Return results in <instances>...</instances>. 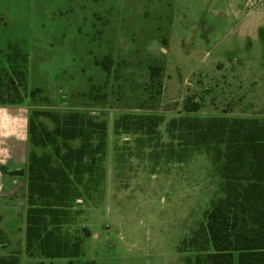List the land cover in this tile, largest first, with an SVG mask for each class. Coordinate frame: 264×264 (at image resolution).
Listing matches in <instances>:
<instances>
[{
	"label": "rangeland",
	"instance_id": "obj_1",
	"mask_svg": "<svg viewBox=\"0 0 264 264\" xmlns=\"http://www.w3.org/2000/svg\"><path fill=\"white\" fill-rule=\"evenodd\" d=\"M253 4L0 0L3 93L14 87L1 50L12 40L29 58L28 83L24 88L17 81L21 103L0 107L21 108L49 130L55 128L52 119L35 111H78L107 123L103 180L97 190H88L73 203L72 218L63 228L70 236L89 230L84 255H29L28 204L21 199L18 209L6 216V244L0 253L17 254L21 264H195L198 252L189 241L200 231L211 203L222 195V181L210 157L201 150H184L172 141L167 126L186 115L264 120V0ZM103 55L113 59L104 103L80 105L77 99L88 89V79L106 77L90 63ZM41 86L51 105L27 96ZM187 98L201 104L198 112L185 111ZM146 114L164 118L156 136L116 131L125 115ZM52 149L30 145L39 155Z\"/></svg>",
	"mask_w": 264,
	"mask_h": 264
},
{
	"label": "trees",
	"instance_id": "obj_2",
	"mask_svg": "<svg viewBox=\"0 0 264 264\" xmlns=\"http://www.w3.org/2000/svg\"><path fill=\"white\" fill-rule=\"evenodd\" d=\"M1 51L14 90L9 88L5 94L0 89V106L20 104L22 94L17 81L24 88L28 83V55L20 43L12 40ZM90 63L106 77L88 79V89L82 92V99H77L83 106L104 103L113 59L103 55ZM27 96L39 104L53 102L42 86L33 87ZM200 108L201 104L191 98L185 101L188 113ZM35 115L51 118L55 128L49 130L29 119V144L34 148L52 146V153L39 155L30 151L26 169L13 173L27 176L26 252L46 259L79 258L84 255V239L90 236L89 230L70 236L63 228L70 223L73 203L88 190H97L103 180L107 123L78 111L65 115L35 111ZM163 122V116L156 114L125 115L116 123V131L152 138ZM167 132L184 150L204 151L222 181V195L211 203L200 231L189 241L198 252L195 264H264V120L186 115L172 119ZM77 141L80 144L73 146ZM168 146L174 150L172 144ZM2 220L0 213V247L6 243ZM0 264L21 263L19 256L13 254L0 255Z\"/></svg>",
	"mask_w": 264,
	"mask_h": 264
},
{
	"label": "crops",
	"instance_id": "obj_3",
	"mask_svg": "<svg viewBox=\"0 0 264 264\" xmlns=\"http://www.w3.org/2000/svg\"><path fill=\"white\" fill-rule=\"evenodd\" d=\"M248 1L250 2V0ZM167 44L168 41L165 45ZM28 123V114L21 108L0 107V213L3 215L2 230L8 221L6 216L18 209V200H22L21 204L27 201V176L26 174L15 175L13 173L25 170L28 164L30 152ZM0 255L7 257L13 254L0 253Z\"/></svg>",
	"mask_w": 264,
	"mask_h": 264
},
{
	"label": "built area",
	"instance_id": "obj_4",
	"mask_svg": "<svg viewBox=\"0 0 264 264\" xmlns=\"http://www.w3.org/2000/svg\"><path fill=\"white\" fill-rule=\"evenodd\" d=\"M262 0H250L251 5H254L253 3L257 4L260 3Z\"/></svg>",
	"mask_w": 264,
	"mask_h": 264
}]
</instances>
